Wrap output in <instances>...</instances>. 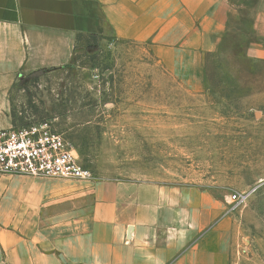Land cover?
<instances>
[{
	"label": "crops",
	"instance_id": "1",
	"mask_svg": "<svg viewBox=\"0 0 264 264\" xmlns=\"http://www.w3.org/2000/svg\"><path fill=\"white\" fill-rule=\"evenodd\" d=\"M234 21L264 54V0H0V129L18 75L67 64L82 36L147 44L189 93ZM222 199L155 180L0 174V264H231Z\"/></svg>",
	"mask_w": 264,
	"mask_h": 264
},
{
	"label": "rangeland",
	"instance_id": "2",
	"mask_svg": "<svg viewBox=\"0 0 264 264\" xmlns=\"http://www.w3.org/2000/svg\"><path fill=\"white\" fill-rule=\"evenodd\" d=\"M232 25L204 60L201 93L145 43L79 37L67 64L15 78L13 127L48 123L96 178L212 190L232 223L231 264H264V54L248 24Z\"/></svg>",
	"mask_w": 264,
	"mask_h": 264
},
{
	"label": "built area",
	"instance_id": "3",
	"mask_svg": "<svg viewBox=\"0 0 264 264\" xmlns=\"http://www.w3.org/2000/svg\"><path fill=\"white\" fill-rule=\"evenodd\" d=\"M48 123L0 129V174L87 180L93 177ZM232 199L238 201L239 195Z\"/></svg>",
	"mask_w": 264,
	"mask_h": 264
},
{
	"label": "water",
	"instance_id": "4",
	"mask_svg": "<svg viewBox=\"0 0 264 264\" xmlns=\"http://www.w3.org/2000/svg\"><path fill=\"white\" fill-rule=\"evenodd\" d=\"M41 71H35V72H33L32 74L33 75H37V74H39Z\"/></svg>",
	"mask_w": 264,
	"mask_h": 264
},
{
	"label": "trees",
	"instance_id": "5",
	"mask_svg": "<svg viewBox=\"0 0 264 264\" xmlns=\"http://www.w3.org/2000/svg\"><path fill=\"white\" fill-rule=\"evenodd\" d=\"M88 36H92V37H95L96 35H88ZM213 54V53H212Z\"/></svg>",
	"mask_w": 264,
	"mask_h": 264
}]
</instances>
